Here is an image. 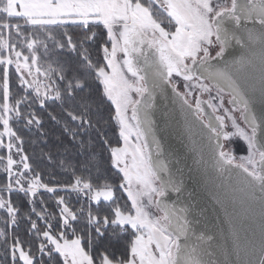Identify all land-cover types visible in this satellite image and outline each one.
<instances>
[{"label": "snow or ice", "instance_id": "6c2138e0", "mask_svg": "<svg viewBox=\"0 0 264 264\" xmlns=\"http://www.w3.org/2000/svg\"><path fill=\"white\" fill-rule=\"evenodd\" d=\"M146 3L147 6L141 0H0V16L23 19L28 26L43 29L73 23L84 27L102 25L106 30L107 39L101 46L103 63H92L87 49L80 56L88 72L95 76L100 101L114 106L110 119L118 125L123 143L109 146V151L112 165L122 173L117 187L127 194L130 207L125 209L116 203L113 185L95 187L90 180L77 176L70 187H50L28 163L26 155H21L19 161L13 159V149L16 154L22 153V139L11 127L10 120L12 114L17 120L22 118L21 104L35 103L41 110L49 100L68 104L63 114L76 127L66 122L64 131L70 133L73 142L81 137L83 145L82 137L94 127L91 107L75 104V100L90 85L51 66L42 71L37 47L43 41L26 38L29 55H24L0 32V65L3 66L0 148L8 152L3 169L8 177L7 192H22L29 197L32 214L46 225L41 233L36 222L31 221L32 230L44 241L39 246L41 255L58 254L63 264H209L203 259L205 253L188 243L194 233L186 210L177 209L165 200L169 189L179 192L180 188L170 176L165 179L163 175L168 166L160 159L161 146L155 137L150 109L156 93L171 86L181 109L186 114L194 113L199 120L205 133L204 148L213 168L221 175L235 174L247 198L260 205L259 237L255 233L252 237H241L234 228L233 240L236 254L246 257L240 264H264V110L257 113L252 109L257 94L264 102V0H231L230 6L220 0H146ZM162 14L167 16V28L158 19ZM247 21L258 23L259 29L245 26L243 33L238 34L242 22ZM228 24L235 28H229ZM172 27L174 31L168 30ZM20 28L19 24L0 23V30L8 31L9 36L12 29L20 36ZM93 39L95 33L86 37L80 47ZM233 41L243 51L228 60L227 49ZM67 43L73 51L77 49L70 36ZM12 65L26 93L14 104L10 103L9 89V66ZM41 76L47 82H42ZM173 77L182 78L184 93L177 90ZM50 91L54 95H49ZM193 91L194 103L189 100ZM225 91L230 96L228 104L233 106L231 112L224 108ZM31 93L34 95L29 100ZM200 94H207L209 100H202ZM221 109L223 115L218 114ZM237 111L243 127L232 115ZM27 115V125L41 126L34 112ZM51 119L57 120V117ZM226 121H230L231 131L226 130L229 127ZM237 137L245 142L247 155L237 157L234 149L225 150L224 142ZM4 160L0 157V163ZM14 168L20 170L14 171ZM60 191L77 192L89 205L73 210L60 196L56 201L60 231L54 233L53 225L48 223L50 214L36 212L37 204L42 209L45 207L37 197L41 193L55 195ZM101 202L116 206L109 209L108 215L94 214L92 205ZM0 209L6 210L14 226L18 209L11 200L0 195ZM81 217L86 218V227L94 230L98 242L104 240L109 229L129 233L131 239L125 254L117 258L107 248L101 250V243H93L90 235L85 246L84 237L73 227ZM4 235L0 230V236ZM197 239L203 240V236ZM14 241L13 261L18 253L22 264H34L33 256L24 250L20 240L14 238Z\"/></svg>", "mask_w": 264, "mask_h": 264}, {"label": "trees", "instance_id": "16d2710c", "mask_svg": "<svg viewBox=\"0 0 264 264\" xmlns=\"http://www.w3.org/2000/svg\"><path fill=\"white\" fill-rule=\"evenodd\" d=\"M63 33L54 38L57 43L55 49L51 48L54 55L56 67L63 70L66 74L79 77L86 80L90 87L85 88L81 93H78L75 104H80L82 107L88 105L91 107V119L93 121V129L89 130V134L82 137L84 144H80L81 137H77L73 142L70 133L64 131L66 122L75 128L76 125L66 120L63 110L68 107V104L57 100L48 102L45 109L41 110L35 103L21 104L19 111L22 118L17 120L16 117L11 121L12 128L22 139V149L28 157V162L41 175L44 183L50 187H70L74 182L75 177L81 176L85 180H90L95 187H101L105 184L113 185L115 188L116 203L122 208L130 207V201L127 194L117 187L121 183L122 173L112 165L109 146H121L119 127L115 121L110 119L114 115V106L100 101V93L97 91V82L95 76L89 73L84 64L81 62L80 53L87 49L92 63L102 64L103 53L101 46L107 39L106 30L102 25H89L84 27L81 25L62 26ZM29 27L22 29L23 35H35L40 41H47L45 35L40 36V33H32ZM95 33V39L84 43L83 48L80 47L82 41L86 37L92 36ZM72 38V43L77 45L75 51L69 47L67 37ZM3 82V66L0 65V85ZM59 83V81H57ZM9 89L11 93L10 102L14 104L16 99L25 96V90L20 86L18 76L15 70L9 68ZM102 91V89L100 90ZM33 94L28 96L30 100ZM0 102L2 99V87H0ZM34 112L41 120V126L27 125L28 112ZM52 116L57 117V120L51 119ZM58 121V122H57ZM99 121V123H97ZM2 124H0L1 127ZM106 141L107 143H103ZM8 183L7 175L0 173V188H5ZM14 207L18 209L16 216V224L12 226L8 221L5 213H2L0 219V230H3L5 235L0 236V264H22V261H13L10 257L11 246L15 242L14 238H18L21 246L25 251H29L34 258V264H63V259L58 254L53 253L49 256L47 253L41 255L39 246L43 243L42 236L32 230L31 221H35L37 228L42 233L46 229L45 221L38 220L36 215L32 214V205L29 203V197L21 192H13L4 194ZM63 196L68 205L73 210H78L82 206L87 208L89 201L74 191H60L55 195L50 193H41L37 199L43 201L45 207L42 209L40 204L36 205V212L44 211L48 216V223L53 225L54 233L59 232L60 228L57 225L59 217V209L57 208V199ZM115 204L101 202L93 204L92 209L94 214L100 216L108 215L109 209L114 208ZM87 220L85 217L80 218L78 224H74L77 234L84 237L83 243L87 246L89 235L93 243H101V250L107 248L109 252L114 253L117 258L122 257L130 242L131 236L129 233L121 232L119 229L115 231L109 229L106 237L102 242L96 241L95 232L91 228L86 227ZM71 239V233H67Z\"/></svg>", "mask_w": 264, "mask_h": 264}, {"label": "water", "instance_id": "95a60500", "mask_svg": "<svg viewBox=\"0 0 264 264\" xmlns=\"http://www.w3.org/2000/svg\"><path fill=\"white\" fill-rule=\"evenodd\" d=\"M227 26L235 28L233 24ZM245 26L257 30L260 27L258 23L253 24L251 21L242 22L238 34L243 33ZM242 51L241 46L233 41L227 49L226 59L231 60ZM177 90L185 92L179 85ZM223 96L228 103V92L225 91ZM189 100L193 102L190 98ZM252 109L257 113L264 110V102H261L259 94ZM207 111L210 110L206 109ZM150 112L155 137L161 146L160 159L168 166L163 175L165 179L170 176L180 188L179 192L169 189L165 200L177 209L186 210L194 233L188 243L198 246L205 253L203 259L209 264H240L241 259L246 260V257L236 254L233 229H237L241 237H252L255 233L258 238L261 225L260 205L247 198V193L242 190L235 174L221 175L213 168L204 148L205 141L202 137L205 133L199 120L194 113L186 114L181 109L180 101L171 86L156 93ZM237 113L239 116L238 111ZM241 122L243 123L242 120ZM224 145L226 146V141ZM201 236L203 240H198Z\"/></svg>", "mask_w": 264, "mask_h": 264}, {"label": "rangeland", "instance_id": "374dc122", "mask_svg": "<svg viewBox=\"0 0 264 264\" xmlns=\"http://www.w3.org/2000/svg\"><path fill=\"white\" fill-rule=\"evenodd\" d=\"M141 2L142 3H145V5L147 6L146 0H141ZM220 2H221V0H220ZM221 3H227L230 6L231 0H224ZM158 19L164 21V24L162 26H165L167 28V16H166V14L160 15L158 17ZM4 22H7V23H10V24H13V25H15V24L21 25V28H20L21 35L20 36H17L15 34V29H12L11 30V35L10 36H9V32L8 31L0 30V32H3L4 37L7 38V39H9V42L10 43H15L16 46H17V50L22 51L24 55H29V50L26 47V43H27L26 38L37 39L35 35H30V36L23 35L22 29L24 27H29L31 29H34V30H32V33L39 32L40 33V36L45 35V37L47 38V41H45V43L43 42V44H40L37 47V56H38L39 66L41 67L42 71L47 70L50 66L52 68L56 69L57 72L61 71V69H59V68L56 67V62H55V59H54V55L51 52V48L55 49V47L57 45V43L54 41V38L57 37L58 35H61V33L64 32L62 30L63 29L62 26L79 25V24L68 23V24H61V25L49 26L47 28L41 29V28H36V27H32V26L25 25V22H24L23 19H15V18L14 19H8L6 16H0V23H4ZM168 30L174 31L175 29H174V27H172V28H170ZM49 35H50L51 38H49ZM44 44L47 45V48L46 49L44 47ZM11 67L15 70V66L14 65L9 66V68H11ZM39 79L42 82H47L43 76L39 77ZM53 79H55V77H53ZM177 82L180 85L181 89L183 91H185V88L183 86L184 85L183 80L182 79H178ZM42 91H43V89H42ZM32 94L34 95V93H32ZM49 95H54V93L50 91L49 92ZM195 95H196V93H195V91H193V96L192 97H189L193 102H194V96ZM213 95H215V90L214 89H213ZM200 98L202 100H209V96L207 94H200ZM223 99H224V108L229 109V111L231 112L232 108L228 105L227 98L225 96H223ZM0 103H2V102H0ZM218 114L223 115L224 114L223 109H221ZM12 115H13V118H12V120H13L15 118V115L14 114H12ZM232 115L236 116L237 121L243 127L244 125L241 122V120L239 119L238 113L237 112H232ZM12 120H10V125H11V121ZM226 122L229 124V127L226 130L231 131L232 129L230 127V121H226ZM32 125H35V124H32ZM11 127H12V125H11ZM2 130H3V128H2V125H1L0 131H2ZM3 139H4V142L7 143V137H4ZM122 143H123V141H122ZM18 146H20V145L18 144ZM232 149H234V154L237 157H240V156H243V155H247L246 144H245V142L243 140H241L238 137L237 138H233L231 142L226 141L225 150H232ZM7 155H8L7 149L0 148V157H4L5 158L4 162L3 163H0V173L1 174H4V175H6V173L4 172L3 169H4L5 165H6V157H7ZM21 155H25L24 152H23V149H22V153L21 154H16L15 153V149H13V159L14 160L19 161ZM20 167L22 168V165ZM19 170H20L19 168H14V171H19ZM158 184L159 183L157 182V185ZM24 187H27V185L25 184ZM0 189H2V188H0ZM6 193H8L6 187L3 188V191H0V195H2L5 199H8L4 195ZM2 213H5L7 215V217H8V219H9L8 221H10V218H9L8 214H7L6 210H4V209H0V219H2V217H1L2 216ZM156 214H159V213H156ZM43 243H44V241H43ZM10 257L12 259V253H11ZM15 260H20L18 253H17V258Z\"/></svg>", "mask_w": 264, "mask_h": 264}, {"label": "flooded vegetation", "instance_id": "af4514ba", "mask_svg": "<svg viewBox=\"0 0 264 264\" xmlns=\"http://www.w3.org/2000/svg\"><path fill=\"white\" fill-rule=\"evenodd\" d=\"M222 1H224V0H221V2H222ZM178 79H182V78L173 77V81H174V82H176V83H178V82H177V81H178ZM178 85H179V84H178ZM179 87H180V85H179ZM180 88H181V87H180Z\"/></svg>", "mask_w": 264, "mask_h": 264}]
</instances>
